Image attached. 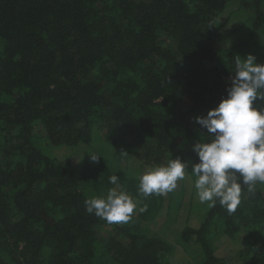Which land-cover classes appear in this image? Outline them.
<instances>
[{
  "label": "trees",
  "instance_id": "1",
  "mask_svg": "<svg viewBox=\"0 0 264 264\" xmlns=\"http://www.w3.org/2000/svg\"><path fill=\"white\" fill-rule=\"evenodd\" d=\"M240 1L0 0V264H171L168 233L152 227L181 198L143 196L119 163L180 157L195 183L192 145L207 136L194 117L226 96L244 46L219 48V19ZM85 144L99 158L79 173L52 154ZM111 175L138 201L126 224L85 210L116 186ZM203 216L177 238L199 246L196 264H232L220 235L243 246L244 264H264V184L242 185L234 213L217 202Z\"/></svg>",
  "mask_w": 264,
  "mask_h": 264
},
{
  "label": "clouds",
  "instance_id": "2",
  "mask_svg": "<svg viewBox=\"0 0 264 264\" xmlns=\"http://www.w3.org/2000/svg\"><path fill=\"white\" fill-rule=\"evenodd\" d=\"M232 73L226 96L206 115L194 117L207 138L192 145L198 162L191 163L199 202L209 207L218 202L229 214L241 203L242 185L254 194L257 182L264 184V64L249 54L235 63ZM98 158L91 155L93 162ZM189 161L177 157L149 168L140 177L138 192L148 197L174 191L178 181L186 179ZM109 182L116 186L106 198L87 199L85 210L109 224H126L138 201L121 189L117 175H111Z\"/></svg>",
  "mask_w": 264,
  "mask_h": 264
},
{
  "label": "rangeland",
  "instance_id": "3",
  "mask_svg": "<svg viewBox=\"0 0 264 264\" xmlns=\"http://www.w3.org/2000/svg\"><path fill=\"white\" fill-rule=\"evenodd\" d=\"M259 1L260 10L262 12L263 31L261 30L256 33L252 30V23L257 12L255 0H241L235 3L220 17L219 21L222 25V29L220 31L221 36L218 45L219 48L225 52L242 44L244 47L237 50L239 56L238 60L246 58L251 54L256 57L257 63L264 64L261 58V53L264 55V0ZM259 49H261L262 52H260ZM52 154L60 162L68 163L72 167H75L78 173L81 171L84 164L93 162L91 160V155H96L92 148L89 149L86 144L72 148L55 149L52 151ZM121 158L123 159L120 160V167L133 170L136 172L139 179L146 170L152 168L143 164L136 156L127 159L126 154H123ZM117 162L118 159L114 158V155H112L111 166L116 167ZM194 184L192 177L187 174L185 180L178 181L177 188L173 192L174 196L181 198L176 200L179 202L182 201L181 206L178 211L172 212L169 222L164 223L166 216H161L152 227L154 231H163L165 228L168 233L166 238L173 247V252L170 255L171 264H196L198 261L196 256L199 252V246L196 245L186 248V246L177 239L179 235L178 232L187 225L193 228L200 227L206 206H208V203L202 204L199 202ZM216 246L221 255L231 256L232 264H244L237 257L238 253L243 248L241 244L232 242L225 238V236L223 237L220 235L216 237Z\"/></svg>",
  "mask_w": 264,
  "mask_h": 264
}]
</instances>
